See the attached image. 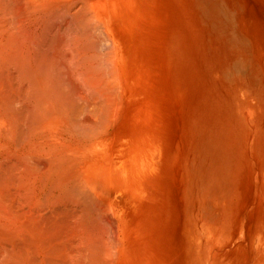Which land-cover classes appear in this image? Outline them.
<instances>
[{
	"label": "rangeland",
	"instance_id": "374dc122",
	"mask_svg": "<svg viewBox=\"0 0 264 264\" xmlns=\"http://www.w3.org/2000/svg\"><path fill=\"white\" fill-rule=\"evenodd\" d=\"M157 5L160 7V13L152 11L143 26V30L147 33V43L151 47L146 51L143 62L147 66L146 69L150 67V71L148 69L144 75L148 77L149 104L156 108L154 96H160L161 109H156L160 113L161 128L163 127L162 130H165H161L163 152L161 151L160 157L153 159L154 161L150 165L152 171H146L144 174L145 181L141 177L140 194L132 198L129 210L131 213L128 214L132 230L130 228L127 232L133 237L134 243L126 253V261L128 264H264V0H158ZM105 34L107 42L104 43L101 40L104 36H100L99 47L101 48L103 45L104 47L96 52L100 56L99 59L102 57L101 54L107 53L105 46L112 43L111 37L109 39L108 36L113 33ZM108 42H110L109 45ZM148 55L150 56L149 62L152 63L151 66V63H147ZM91 59L96 60L95 57ZM93 64L97 69L99 68L96 62L93 61ZM95 73L100 74L97 76ZM95 73L96 79L93 74L94 78H90L89 74H86V78L89 77L90 80H97V82L102 80V84L99 83L100 89L105 88L104 80L106 78L101 79L103 72L98 69V72ZM161 76L163 77L161 78ZM87 79H82V85H90L88 88L93 89L94 81L90 82ZM88 81L90 84H87ZM159 85L163 88L160 89ZM160 92H162L161 95ZM102 94L106 95L104 92ZM150 114L155 116L153 110H150L147 119ZM16 142L17 140L15 143H11L5 139L0 141L1 146H5V151L2 154L5 156L4 158L13 154L15 147L18 146ZM8 143L12 148L6 146ZM17 152L21 155L24 151L20 149ZM1 157L0 159L3 160ZM19 160L8 159L5 164L7 166L3 167L2 175L0 174L2 176L0 179H3L4 175L11 172V169L14 171L8 174L9 178L6 176L7 179L0 180L2 183L0 186L4 187L9 182V188L11 186L10 189L5 190L8 196L6 195L5 202L3 201L0 206L5 208L4 206L9 205L10 208L14 206L13 209H15L5 208L11 219L9 221L11 224L7 223L10 226L13 225V228L6 225L5 230H0V233L7 238L0 239V241L2 240L0 242V264H13V262L14 264H30L31 261L28 262L29 254L34 252L35 255L34 250H38L40 254L36 258V252L35 257L31 256V258H36L35 261L40 260L38 261L40 264H60L62 262L66 264L68 261L67 264H80L78 262L81 260L82 263L84 258L86 260L83 261V264L86 261H88L86 264H90L92 260L94 263L95 259L97 260L95 257L97 251H95L96 253L93 251L96 254H92L94 259L89 257L86 250L87 244L92 246L91 240L93 239L92 234H95L94 231L101 236L97 238L100 241L101 238L111 239L113 235L110 234L111 231H109L108 224H105L106 221L103 219L102 222L97 223L101 225L102 230L100 226L97 229V225L90 222L91 219L87 216L89 212L82 215L80 210L79 215L76 213L77 209L71 203L73 200L71 194L69 196L68 193L66 195L56 189L51 190L53 193L51 206L54 200L58 201V205L53 206L56 207L55 210L51 208V211L48 212L26 206L28 199L25 201L23 198L26 192L18 187L21 184V179L15 175L17 172L14 170L15 165L19 170L23 163ZM7 170L8 173H5ZM10 178L14 180L12 181ZM153 178L155 179L151 183L156 187L147 183ZM31 180L27 183V189L31 187V183H29L33 182ZM45 188L39 185L38 193L42 195ZM14 189L20 190L19 193ZM49 189H51L50 186H48ZM12 190L17 194L15 195ZM89 190L87 188L86 191ZM92 190L94 189L92 188ZM30 191L28 193H31ZM94 192L92 191L90 194L93 195ZM11 194L13 199H11ZM21 195L22 197H20ZM45 195L43 194V197ZM61 198H63V202ZM17 199L22 201L19 200V202ZM67 199H69L68 203ZM37 200H39L38 195L34 198L35 202ZM9 202L11 204L13 202V205L10 206ZM102 203L105 205L104 202ZM23 207L27 208L25 211L29 213H26V217L23 216L24 209L21 212ZM66 209L71 211H66ZM73 209L76 210L73 211ZM33 210L40 211V216L37 213L35 219L28 222L30 221L28 217L36 213H32ZM16 211L20 212L19 214H22L23 218L17 219L20 215ZM57 211L61 214L65 213L60 216L61 214H58ZM43 213L51 216L47 214L44 216ZM11 214L14 215L15 220ZM75 215L78 216L75 217ZM110 215H113L117 222L122 221V218L119 215L117 217L114 212ZM79 216L87 218L83 217L84 221H80ZM50 217L54 218V221ZM42 218L43 220H41ZM20 219L26 220L22 222ZM37 219L41 220L39 221L41 224ZM43 221L46 222L43 223ZM0 223H4V221H0ZM23 224L24 226H22ZM50 225L54 228L50 229ZM8 226L11 230L18 226L22 227V230L19 229L20 236L18 237L19 234L16 230L10 233L11 230L7 229ZM92 227H96L99 232ZM80 228L85 231L81 232ZM35 231H38V234ZM83 231L88 233V236L83 234ZM86 231L93 233L90 234ZM23 232L27 233V236L26 234L24 236ZM32 232L38 237H42L43 242L40 238L41 241L38 243L39 238L31 236ZM48 232L55 239H50ZM55 232L59 235L55 236ZM62 232L67 235H63ZM81 233L86 237L80 235ZM117 233L119 234V232ZM1 234L0 236H2ZM44 234L48 235L44 236ZM16 235L17 241L22 237V242H17L21 243L19 246L15 245L14 236ZM58 236L59 238L63 236L66 240L63 237L59 239ZM67 236L73 237L67 238ZM11 238L15 242H13L14 244L9 241ZM77 238L84 245H81ZM114 238L111 239L113 244L115 243ZM27 239L34 240L33 244ZM46 239L52 241L51 244L62 243L63 245L56 244L57 247L55 245L52 247ZM104 239L102 241H105ZM23 240L30 244H25L26 242L24 241V243ZM35 242H37V246L34 245ZM10 243L15 248L11 247ZM30 245L36 247H33L35 249H31V252ZM64 245L66 247L63 249L59 248ZM77 247L80 248L79 251L83 252L80 255L83 259L78 257V262L75 258V255L79 256L80 253L78 250L76 251ZM52 249L55 250L52 251ZM59 251L62 254H66L65 251H68L67 260L60 258L62 261L60 262L59 257L64 255ZM47 252L48 254H46ZM70 253L72 254L71 258L74 256L72 260L69 257ZM49 254L51 258L54 257V260L50 259L52 261L50 263L46 257V255L49 257ZM114 259H117V256ZM35 261L33 260L32 264Z\"/></svg>",
	"mask_w": 264,
	"mask_h": 264
},
{
	"label": "bare ground",
	"instance_id": "6f19581e",
	"mask_svg": "<svg viewBox=\"0 0 264 264\" xmlns=\"http://www.w3.org/2000/svg\"><path fill=\"white\" fill-rule=\"evenodd\" d=\"M157 2L158 0H0V141L5 139L8 142L15 143L17 140L16 144L18 145L17 148L15 147L13 154H9L8 158H4L5 156L2 154L5 151V146H1L2 144L0 143V157L3 156L1 157L3 160L0 159V174L3 172V167L7 166L5 164L8 162V159L13 158L14 161L20 159L19 161L23 163L21 164L20 162L21 166H18L19 170L16 168L17 165H15L14 170L17 172L15 175L21 179V184L18 187H21L20 189L26 192L23 195L25 201L28 199L26 206L37 210L43 209V211L48 212L51 211V208L55 210L56 207L53 206L58 205V201L54 200L51 206L53 194L51 190L56 189L66 195L69 194L70 196L71 194L73 197L71 203L75 205L74 207L78 211L76 213L79 215L80 210L82 215L89 212L87 216L90 217V222L97 225V229L100 226L102 230L101 225L98 224L104 219L107 222L105 224H108L109 231H111L110 234L113 235L111 239L115 237V243L113 244V240L111 239L106 240L101 238V241L97 239L101 236L96 227L92 228L96 229L98 234L94 231L95 234L93 235V230L91 232L86 231L93 236V239L91 237L92 246L84 242L89 247L85 245L87 247L86 250L89 253V257H92V259L97 258L94 263L92 260L90 264H128L126 253L134 243L133 237L127 232L131 228L128 214L131 213L129 210L132 198L140 194L141 177L143 179L146 171H152L150 165L154 161L153 159L160 157L161 151L163 152V149H161V130L163 127L161 128L159 110L156 109H161L160 96H154L156 108L149 104L147 92L148 77L144 75L150 67L146 69L147 66L143 62L146 51L149 48L151 49L147 43V33L143 30V26H145L152 11L157 14L160 13V7L157 5ZM119 23H121V26H119ZM75 30L77 32H74ZM102 32L103 34H101ZM110 32L113 34L107 36L109 39L111 37L112 43L110 45V42L107 43L109 45L105 46L107 53L101 54L102 57L99 59L100 56L96 52L98 49L104 47V45L101 48L99 47L100 36H104L106 35L105 33ZM104 38L101 40L106 43V36ZM91 49L93 53H96L95 55ZM92 57H95L96 60L91 59ZM149 57L148 55V61L146 59L147 63H151L149 62ZM90 59L96 62L100 72H103L101 79L104 80L106 78L104 80L105 88L101 86L103 89H100L99 86V83L102 84V80H99V82L97 80H90V78H94L95 75L99 76L100 74L95 73L98 72V69L94 66L93 61L90 62ZM90 64L93 67L89 66ZM86 74L90 75H87L90 77H87L90 82L94 81L92 83L94 87L91 86L93 89L88 88L90 85H82V79H87ZM92 74L94 77H92ZM90 82L88 81L87 84H90ZM162 88L160 86V89ZM104 89L105 91H103ZM101 90L106 95L100 93ZM161 93L159 94L161 95ZM150 110H153L155 116L150 114L147 119ZM6 146L11 147L9 143ZM20 149L24 151L21 155L17 152ZM9 168L11 167L9 166ZM12 171L13 169H11ZM5 173H8V170ZM8 174H3L5 176L3 179H7L6 176L8 177ZM32 178L34 179L31 180ZM38 179L41 180L37 181ZM154 179L147 183L150 184ZM11 180L13 181L14 179ZM29 180L33 181L29 182L31 183V185L29 184L31 186L29 188L32 191L28 190L29 188L27 189ZM143 181L145 180L143 179ZM9 184L4 185V187L0 186V205L8 196L5 190L11 188V186L9 188ZM39 185H42V188L46 187L42 191V195L38 193L40 191V189L38 190ZM48 186L51 189L48 190ZM154 187L156 186L154 185ZM87 188L88 190L90 188L88 192L86 191ZM27 190L31 193H28ZM91 190L95 191L93 195L92 193L90 194ZM14 191L19 193L18 191L20 190L16 191L14 189ZM15 192L14 194L16 195L17 193ZM12 194L11 199H13ZM43 194L46 195L43 197ZM37 195L39 196V200L35 202L34 198ZM20 199H17V201ZM61 199L63 202V198ZM99 199L101 200L99 201ZM58 200L60 201V199ZM101 201L108 207L103 205ZM14 202L16 203V201ZM9 204L11 206L13 202L12 204L9 202ZM4 207H9V205ZM13 207L11 206L9 209L15 210ZM5 208L0 209V221H4V223H0V230H5L6 225L10 226L11 224L9 222L11 221L10 215H7L8 210L6 212ZM23 209L24 207L21 209V212ZM25 209L27 210V208ZM25 209V215L23 214V216L26 217V213H29ZM60 210L59 212L63 210V207ZM75 210L73 209V211ZM86 210L88 211L86 212ZM18 211L16 212L18 213ZM34 212L36 210H33L32 213ZM59 212L58 214H61ZM112 212L117 217L119 215L122 221L117 222L113 218V215H110ZM39 213L40 211L34 214L30 213L32 216L28 215L31 216L28 217L30 218L28 222L34 220L36 214L39 215ZM43 214L46 216L47 213ZM12 216L14 219V215ZM77 216L75 215V217ZM81 217L80 221H84V218L82 219ZM59 218L61 219V217ZM20 220L23 222L26 219ZM41 220L37 219L38 223ZM51 220L54 221V218H51ZM46 221H43V223ZM65 222L67 223V221ZM9 226L7 229L13 228V225ZM46 226L49 227L48 225ZM51 227L52 225H50V229L54 228ZM19 229L22 230V227H15L10 233L16 230L19 234ZM89 229L91 230L90 227ZM39 230L41 231V229ZM82 230L84 229L80 231L82 232ZM84 231L83 234H86ZM35 232L38 234V231ZM66 233L68 234L67 231ZM25 234L27 236V233L23 235L25 236ZM31 234L33 237H38L34 232ZM48 234H44V236H50L49 232ZM54 234L55 236L59 235L57 232ZM67 234L63 233V235ZM83 234L81 233L80 235L84 236ZM23 235L22 237H24ZM86 235L88 236V233ZM2 236H0V239H7L6 236ZM68 237L72 238L73 236ZM14 238L16 243L12 241V238L9 241L19 246L21 243H18L22 242V239L20 238L21 241H19L20 239L17 241V235ZM38 238L39 241L37 242L40 243L43 238ZM52 238L55 239L53 235L50 239ZM63 238L65 239V237ZM78 238L77 241L79 240ZM35 239L38 240L37 238ZM102 239L105 241H102ZM73 240L76 242L75 239ZM27 241L30 240L27 239ZM30 242H26L25 244H30ZM33 242L34 240L31 243L33 244ZM37 242L34 245L37 246ZM56 244L61 245L62 243L51 244V246L57 247ZM70 244L72 245V243ZM34 245L33 247H35ZM65 245L59 248L63 249V247H66ZM27 246L29 247V245ZM30 246V252L31 249L36 248H33L32 245ZM11 247L15 248L13 245ZM74 247L76 248V246ZM20 248L22 247L20 246ZM41 249L44 252L43 247ZM64 249L66 250V248ZM72 249L74 250L73 247ZM79 249L77 247L76 251H79ZM54 250L52 249V251ZM34 251L35 255L37 252L36 258H38V254L40 253L38 250ZM61 251H59L60 254H62ZM91 251L92 253H90ZM93 251H97V256H93L96 253H93ZM65 252L68 254V251ZM73 252L71 253L73 254ZM79 252V256L74 252L77 262L79 261L78 257L83 259L80 256L83 252ZM33 253H30L32 255L29 254L30 259L33 258L31 256L35 257ZM71 253L69 257L72 255ZM88 253L86 254L88 255ZM66 254H62L64 256L59 257L60 262H62L61 259L67 260L68 256ZM87 255L86 258H88ZM116 256L117 259H114ZM42 257L45 259L44 256ZM46 257L49 263L52 258L54 260V257L51 258L50 254L49 257L47 255ZM36 258L32 260L28 259V262L30 263L31 261L30 264H32ZM84 260L86 259L84 258ZM38 261L40 260L35 262ZM80 261L78 263L83 264V261L82 263ZM56 262L58 261L56 260ZM86 262L84 263L86 264ZM38 263L40 264V262ZM62 263L64 264V262Z\"/></svg>",
	"mask_w": 264,
	"mask_h": 264
}]
</instances>
